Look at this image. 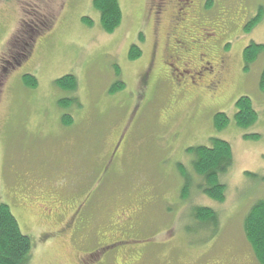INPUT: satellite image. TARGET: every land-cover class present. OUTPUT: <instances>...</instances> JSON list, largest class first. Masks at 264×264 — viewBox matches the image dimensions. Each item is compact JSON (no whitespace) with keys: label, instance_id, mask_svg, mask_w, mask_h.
Listing matches in <instances>:
<instances>
[{"label":"rangeland","instance_id":"obj_1","mask_svg":"<svg viewBox=\"0 0 264 264\" xmlns=\"http://www.w3.org/2000/svg\"><path fill=\"white\" fill-rule=\"evenodd\" d=\"M118 1L121 23L107 33L92 0H0V203L31 240L21 264H93L81 244L94 242L63 228L91 191V223L78 236L91 240L97 227L131 216L137 238L126 245L147 250L140 264H259L242 221L264 196V56L243 71L240 55L248 41L264 44V17L252 31H243L264 0H221L232 12L225 16L227 31L237 39L226 86L214 100L175 96L166 79L138 98V74L154 37L144 22L145 0ZM141 30L146 33L143 53L132 63L127 51L140 32L144 35ZM30 37L28 56L15 60ZM24 74L35 77L34 87L23 82ZM65 74L76 77L75 91H63L55 82ZM118 81L122 86L110 91ZM241 95L257 111L256 121L246 128L237 127L233 118ZM66 99L72 101L60 106ZM138 99L141 112L132 120ZM216 112L229 117L219 130L212 123ZM63 114L71 123H61ZM122 134L117 158L103 176ZM213 138L227 141L232 151L221 175L223 201L191 187L180 199L175 164L192 170L187 148L210 145ZM196 206L215 210L217 226L195 220ZM105 261L113 264L110 257Z\"/></svg>","mask_w":264,"mask_h":264},{"label":"flooded vegetation","instance_id":"obj_2","mask_svg":"<svg viewBox=\"0 0 264 264\" xmlns=\"http://www.w3.org/2000/svg\"><path fill=\"white\" fill-rule=\"evenodd\" d=\"M213 9L215 10L212 11ZM144 13V22L150 29L149 35L154 38L147 63L138 74V98L146 96L151 85L166 79L170 83L169 90L175 96L188 100H198L203 96L211 100L218 99L231 72L230 56L237 39V36L232 37L227 31L229 20L225 16H232L227 2L145 0ZM145 36L146 33L140 45H143ZM240 63L242 67V62ZM141 106L142 101L138 99L134 104L132 120V116L141 112ZM123 137L124 134L110 151L102 168L103 176L117 158ZM92 194L93 191L86 194L75 206L70 220L63 228L83 242H94L91 245L81 244L86 249L85 255L93 264H104L109 257L113 264H140L147 256V250L126 245L129 239L137 238L131 216L116 220L111 225L97 227L98 230L93 232L91 240L78 236L90 226L87 210ZM129 212L132 211H127Z\"/></svg>","mask_w":264,"mask_h":264},{"label":"trees","instance_id":"obj_3","mask_svg":"<svg viewBox=\"0 0 264 264\" xmlns=\"http://www.w3.org/2000/svg\"><path fill=\"white\" fill-rule=\"evenodd\" d=\"M92 6L97 10L99 15V23L101 28L112 33L121 23L122 10L118 0H92ZM264 17V8L259 6L251 17L248 18L243 27V31L248 33L252 31L255 25ZM82 20L87 25H91L92 21L86 17ZM25 22V21H24ZM20 23V29L22 28ZM22 30V29H21ZM21 33V32H20ZM17 36H19V34ZM30 38H26L25 45L20 48V54L15 60L21 57L25 59L30 52L32 43L29 44ZM143 34H138L137 43L129 46L127 57L131 61L139 59L142 55L140 43L143 41ZM22 42V41H20ZM12 43H9L10 50ZM12 49V48H11ZM260 55L264 56V44L248 41L241 51L242 70L247 71ZM19 61V60H18ZM16 62V61H15ZM264 78L263 74L260 80L262 88ZM23 82L29 86L36 85V79L33 75L24 74ZM58 87L63 91L73 92L77 88V79L73 74H65L55 80ZM122 86V83L115 82L110 91H114ZM60 106L66 107L72 101L66 99L60 100ZM234 122L237 127L246 128L253 124L257 119V111L254 108L251 99L246 95L239 96L235 102ZM229 120L224 112H216L213 115L212 123L215 129L223 128ZM72 118L63 114L61 123L67 125L71 123ZM246 137V136H245ZM257 137V135H255ZM187 153L192 157V170H185L180 162H177L176 170L182 185L179 190L180 199L185 200L188 197L190 187L212 198L216 202H222L225 196V185L221 181V175L228 170L232 161V151L230 144L222 139L213 138L210 145L198 144L191 148H187ZM196 175V176H195ZM264 180V177L262 178ZM192 215L195 220L202 224H209L213 227L217 226L218 215L215 210L210 207L196 206L193 208ZM242 230L244 238L248 243L255 260L259 264H264V196L257 199L249 208L243 217ZM215 232V231H214ZM213 232V233H214ZM31 240L29 236L20 231L18 222L9 207L0 203V264H21L24 257L30 251Z\"/></svg>","mask_w":264,"mask_h":264}]
</instances>
